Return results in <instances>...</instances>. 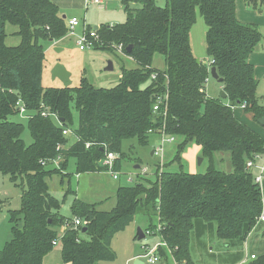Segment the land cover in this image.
<instances>
[{"label":"trees","instance_id":"obj_1","mask_svg":"<svg viewBox=\"0 0 264 264\" xmlns=\"http://www.w3.org/2000/svg\"><path fill=\"white\" fill-rule=\"evenodd\" d=\"M120 1L129 13L127 19L100 25V43L95 48L123 44L138 66L123 67L119 84L104 88L87 78L78 86H44L42 41L68 33L64 15L52 0H0V174L24 186L21 208L9 210L12 237L0 249V264H45V256L58 243L64 264H114V236L141 212L151 220L144 232L157 227L158 222H153L157 217L165 226L161 239L175 261L195 264L190 240L198 219L215 222L224 240L245 238L257 224L263 194L247 162L264 154V137L239 119L235 110L245 103L246 112L257 120L264 117L255 66L249 61L263 39L261 32L237 19L236 0H168L165 6L155 0ZM244 1L264 5V0ZM199 14L207 25L211 66L192 49L191 29ZM7 23L18 27V45L7 44ZM156 53L164 55L165 69L153 66ZM212 66L223 79L221 92L226 97H210L206 92ZM158 97L166 100L162 114L153 111ZM19 103L29 114L30 144L22 138L25 124L11 119L20 115ZM163 125L168 134L183 138L179 151L190 141L202 148L210 161L206 172L159 173L157 169V179L148 185L119 186L111 210L75 197L71 215L61 213L63 200L50 192L49 177H69L72 159L78 174L107 170L100 163L107 151L119 154L115 168L120 171L123 142L135 138L145 145L150 130ZM65 128L71 129L72 136L63 134ZM220 151L230 153L232 172L216 168L214 154ZM57 156L62 157L60 166L50 167ZM174 160L180 162V155ZM71 192L76 193L68 188L65 196ZM74 217L84 219L86 225L70 223L62 231ZM159 249L161 255L169 254L167 248ZM246 264H264V253Z\"/></svg>","mask_w":264,"mask_h":264},{"label":"rangeland","instance_id":"obj_2","mask_svg":"<svg viewBox=\"0 0 264 264\" xmlns=\"http://www.w3.org/2000/svg\"><path fill=\"white\" fill-rule=\"evenodd\" d=\"M60 9L61 15H64L66 23L72 16H76L81 21L76 32L79 33L86 28H94L102 24H117L125 22L128 17V11L120 0H103L102 4L95 3L86 4L85 0H52ZM168 0H155L159 6H165ZM239 1L237 5L239 9H245L255 13V19L245 24L255 25L263 36L262 44L264 45V5L255 7ZM132 7H139V4H132ZM18 27L14 24L7 23L6 42L9 45H18L21 37L16 33ZM206 31L207 25L204 18L199 14L197 21L191 29L192 49L199 58L206 64H210L211 59L206 50ZM45 47L46 60L43 73V85L46 87H61L63 82L52 76V69L57 63H62L71 72L72 86H78L82 78H87L96 87L111 88L119 84L122 77V68H135L137 62L127 53L116 47L112 48H86L81 50L76 41V35L67 33L61 39L55 41H42ZM256 49V48H255ZM112 63V69H106ZM153 66L159 69H165V57L160 53H156L153 60ZM259 79V78H258ZM264 81L257 88V99L261 100L264 95ZM222 90L220 82L212 75L206 84V92L210 97H221ZM264 104V101H261ZM77 116V111L74 110ZM11 119L25 124L22 138L26 144L33 142L28 127L26 126L27 118L21 115L12 116ZM56 119V118H55ZM68 136H71L70 134ZM155 137L150 136L147 144H141L137 139H128L123 142L122 150L124 157L122 166L119 171V178L115 179L109 170L98 172L77 173L75 169V160L70 161L69 177L55 174L48 178L50 192L63 200L61 213L66 216L71 215L70 206L75 197L86 202L98 203L100 210H111L116 202V190L118 186L135 184L137 182L147 183L157 179V169L161 166L162 171L168 172H190L204 173L207 171L210 161L204 157L202 148L195 142L190 141L185 145L182 151L179 146L183 142L182 137H177L174 143L165 145L163 155L151 154L152 150L157 146ZM180 155V162L175 161V157ZM203 158V160H201ZM62 157L59 159V166ZM214 164L217 169L224 172H232L233 165L229 152L220 151L214 154ZM165 163L167 165H165ZM136 165H140L137 168ZM57 165L50 163V167ZM58 167V166H57ZM146 167L149 170L142 172ZM66 172V170H64ZM131 176L132 182L127 179ZM20 182V181H19ZM68 188L73 189L76 193H68ZM264 189V188H263ZM24 186L14 183L9 175L0 174V249L4 247L11 237L10 209H20L22 206V195ZM153 218V217H152ZM150 217L145 213H138L133 222L123 231L117 233L112 240V248L116 253L114 264H134L135 258L143 252V245L148 243H156L158 237L146 234L139 240L136 238L138 228L146 229L150 223ZM153 222L157 223L158 218L154 217ZM61 232V231H60ZM62 234V232H61ZM238 238L232 240L233 243L228 247L229 241L220 238L217 234V225L215 222H206L202 219L195 221L191 232L190 253L195 264H234L236 261V253L234 252L235 243ZM228 241V242H226ZM261 245V244H260ZM259 245V246H260ZM161 255V250L159 249ZM168 253H171L168 251ZM259 253V252H258ZM260 255V254H259ZM129 259L130 257H132ZM135 256V257H134ZM144 260V258H142ZM45 264H64L61 257V245L58 243L44 259ZM157 264H177L174 256L167 254L161 255V260Z\"/></svg>","mask_w":264,"mask_h":264},{"label":"built area","instance_id":"obj_3","mask_svg":"<svg viewBox=\"0 0 264 264\" xmlns=\"http://www.w3.org/2000/svg\"><path fill=\"white\" fill-rule=\"evenodd\" d=\"M86 4H91V3H95V4H102L103 0H85ZM81 24V21L78 17H71L68 20V28H69V33L76 35V41L77 44L79 45V48L81 50H84L86 48H94L96 46L97 43H100V37L99 34L97 32V28H86L84 27V29L77 33L76 29L77 27ZM113 47L118 48L119 50L124 51L123 48V44H118L115 45L113 44ZM214 60L211 59L210 64H208L209 66H211L212 62ZM211 71V69H210ZM153 78L156 77V73H154L152 75ZM209 80V77L206 79L205 83L207 84ZM166 104V100L163 97H158L157 102L155 103V105L153 106V111L155 114H162L161 110H162V105ZM246 104L244 103L243 105H241L242 108H245ZM19 109H20V115L24 116L26 118H28L29 114L28 111L26 110L25 106L19 103ZM163 113L164 115H166V107L163 109ZM43 114H46L45 112ZM55 118H57L56 115H54ZM58 119V118H57ZM151 134H158L159 135V140L157 142V146L152 150L154 155H163V152L165 150V145L167 143H174L177 139V137L175 135L172 134H168L165 130V126L163 125L162 127H159L156 130H150ZM63 134L68 136L69 134L72 136V131L71 129H67L65 128L63 130ZM87 146H90V143H87ZM62 146L59 145L58 148H61ZM261 155H256L254 159H250L247 162V166L250 169L253 168H257L258 171L257 173H255V182L260 186L262 192H263V182H264V162L260 165H257L256 161L260 158ZM61 156H57L56 158H54L52 160L51 163L56 164L57 166H59V159ZM119 158V154L113 151H107L105 156L101 159L100 163L102 166H105L107 170H109L113 177L115 179L119 178V170H116L115 168V164H116V160ZM149 169L144 167L142 172H147ZM160 171H162V167L160 166L158 168V172L160 173ZM158 175V174H157ZM129 182L133 181V178L131 176L128 177L127 179ZM258 222H264V198H263V206H262V210L260 215L257 218V223ZM72 223L74 224L75 227L79 226V225H86V221L80 217H74L70 222L65 223V225L62 227V231H64L69 224ZM164 225L163 223L158 221V225L154 230H146L145 235L149 234V235H153V236H158L161 238V233L162 230L164 229ZM54 245L57 244V240L53 241ZM160 247H164L167 248L168 251H170L171 255L172 254V250L168 247V245L166 244V242L164 240H159V242L156 243H148V244H144L143 245V252L142 254L138 257H142L144 258V264H157L160 260H161V255L159 253V248ZM256 256L253 255L252 258H255ZM176 262V261H175ZM177 263V262H176ZM178 264V263H177Z\"/></svg>","mask_w":264,"mask_h":264},{"label":"crops","instance_id":"obj_4","mask_svg":"<svg viewBox=\"0 0 264 264\" xmlns=\"http://www.w3.org/2000/svg\"><path fill=\"white\" fill-rule=\"evenodd\" d=\"M239 1L240 0H236V16H237V19L242 23L251 22L253 19H255V13L251 12V11H247L245 9H239L238 10L237 5L239 4ZM72 17H76V16H72ZM79 26H81V24ZM99 26L100 25H97L94 28L99 27ZM52 41H55V40H52ZM261 42L259 43V45L256 47V49L249 56V61L255 66V77L258 81V88L261 85V80L264 81V45ZM262 84L264 85V82ZM220 89L222 90L221 85H220ZM262 97L263 98H261V100H259V98H258V101L261 105H264L261 103V101H264V95H262ZM235 112H236V115L239 119H241L243 122H245L247 125L252 127L254 130H256L260 135H262L264 137V124L260 123L254 117L253 113L246 112L245 109L242 108L241 106L236 108ZM151 136L155 137L157 141L159 140L158 134L155 133V134H152ZM167 144H169V143H167ZM151 154H153V151L151 152ZM263 162H264V154H261L260 158L256 161V163H257V165H260ZM165 165H167V164L165 163ZM136 167L138 168V165H136ZM252 170L255 173H257V171H258V169L256 167L253 168ZM118 188H119V186H118ZM118 188H117V190H118ZM263 188H264V182H263ZM117 190H116V192H117ZM262 194H263V198H264V189H263ZM103 202L104 201L101 200L98 202L95 201L93 203H97V208L100 209L98 203H101V205H102ZM115 204H116V202H115ZM155 237H158V236H155ZM156 240H161V238L158 237ZM236 241L237 240L234 241V243H235L234 252L236 253V261L234 264H246L249 261L253 260V258H252L253 255L259 256V254L260 255L263 254L264 253V222H258L245 238H238V241H239L238 243H236ZM226 242H228V241H226ZM231 243H233L232 240H231V242L229 241L228 247L231 245ZM138 257L139 256H137L135 258L134 264H144V260L142 259V257H140V258H138ZM131 258H133V256L130 257L129 259H131Z\"/></svg>","mask_w":264,"mask_h":264},{"label":"water","instance_id":"obj_5","mask_svg":"<svg viewBox=\"0 0 264 264\" xmlns=\"http://www.w3.org/2000/svg\"><path fill=\"white\" fill-rule=\"evenodd\" d=\"M131 48H132V46H129L127 48V51L130 52L131 51ZM112 68H113V65H112L111 62H109V66L106 67V69L109 70V69H112ZM211 75L218 82H222L223 79L219 77V74L217 72V68L215 66H212V68H211ZM52 76H53L54 79H56V78L60 79L63 82V85L64 86H70L72 84L71 72L65 67L64 64H62L60 62L57 63V64H55V66L53 67V69H52ZM222 96L223 97H226L227 96V94H226L225 91L222 92ZM258 121L260 123L264 124V117H261ZM201 160H203V158ZM139 167H140V165H138V168ZM83 231H86V227L83 229ZM137 235H138V239L139 240L143 239L146 236L145 235V232H144V230L142 228H138Z\"/></svg>","mask_w":264,"mask_h":264}]
</instances>
